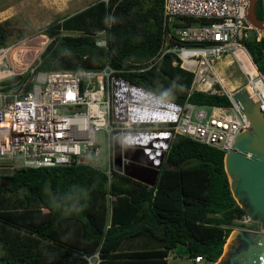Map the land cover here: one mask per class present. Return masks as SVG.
<instances>
[{
	"label": "trees",
	"instance_id": "trees-1",
	"mask_svg": "<svg viewBox=\"0 0 264 264\" xmlns=\"http://www.w3.org/2000/svg\"><path fill=\"white\" fill-rule=\"evenodd\" d=\"M96 0L71 15L38 29L49 38L33 71L124 68L145 61L162 38V0ZM263 8L258 7L262 20ZM104 30L105 46L95 44ZM64 32L66 34H61ZM7 31L0 25V47ZM264 76V36L251 31L243 40ZM171 55L129 82L180 103L191 74L171 65ZM28 74L3 82L5 90L22 86ZM30 84L25 86L29 88ZM191 104L227 105L224 95L192 92ZM223 152L174 134L165 151L168 167L147 186L118 172L106 174L90 164L6 168L0 175V264H167L180 244L187 256L213 263L234 220L244 216L229 191ZM193 261V260H192ZM194 262V261H193Z\"/></svg>",
	"mask_w": 264,
	"mask_h": 264
},
{
	"label": "built area",
	"instance_id": "built-area-1",
	"mask_svg": "<svg viewBox=\"0 0 264 264\" xmlns=\"http://www.w3.org/2000/svg\"><path fill=\"white\" fill-rule=\"evenodd\" d=\"M248 0H162V38L156 53L145 61H128L124 68L21 72L7 60L9 46L0 47V168H39L90 164L98 155L94 131L108 139L107 178L113 171L111 136L121 147L144 151L165 149L164 139L179 134L226 152L234 137L249 125L232 95L244 89L264 109V76L243 44L257 29L246 18ZM105 31L95 44L105 46ZM171 55V65L191 74L192 92L224 95L228 104L197 105L185 98L176 103L135 85L123 74L154 68ZM32 74L16 90L2 81ZM230 79L242 82L228 88ZM234 80V81H235ZM243 216L240 223L247 222ZM96 264L97 254L86 257ZM201 260L200 256L192 259Z\"/></svg>",
	"mask_w": 264,
	"mask_h": 264
},
{
	"label": "water",
	"instance_id": "water-1",
	"mask_svg": "<svg viewBox=\"0 0 264 264\" xmlns=\"http://www.w3.org/2000/svg\"><path fill=\"white\" fill-rule=\"evenodd\" d=\"M254 0H248L246 18L257 30L264 29L253 13ZM264 8V0H262ZM264 16V14H263ZM29 74L23 87L31 80ZM233 99L249 125L233 139L223 154V169L229 191L235 203L257 229L234 228L229 232L222 252L212 264H264V109L259 102H252L244 89H238ZM169 138L163 140L167 144ZM113 169L135 181L153 186L159 172L163 152L154 163V152L129 146L121 147L118 134L110 139Z\"/></svg>",
	"mask_w": 264,
	"mask_h": 264
},
{
	"label": "rangeland",
	"instance_id": "rangeland-1",
	"mask_svg": "<svg viewBox=\"0 0 264 264\" xmlns=\"http://www.w3.org/2000/svg\"><path fill=\"white\" fill-rule=\"evenodd\" d=\"M96 0H0V25L7 31L6 45L7 60L10 61L12 69L21 72L25 67H32L31 63L38 58V53L49 40L45 35L39 34L38 29L58 18L68 16L88 6ZM142 5H147L148 0H142ZM264 20V19H263ZM256 34L255 31H252ZM259 36H264V29L257 30ZM61 34H66L61 32ZM230 79L232 85L237 86L243 80ZM94 138L98 148V155L91 166L98 170L106 171L108 168V139L104 130L94 131ZM113 171H115L113 169ZM116 172V171H115ZM8 171L0 170V175ZM234 220L231 229L247 228L257 229V223L247 221L245 223ZM2 253L0 247V254ZM167 264H212L205 259L193 262L187 256L183 245H176L168 252Z\"/></svg>",
	"mask_w": 264,
	"mask_h": 264
},
{
	"label": "flooded vegetation",
	"instance_id": "flooded-vegetation-1",
	"mask_svg": "<svg viewBox=\"0 0 264 264\" xmlns=\"http://www.w3.org/2000/svg\"><path fill=\"white\" fill-rule=\"evenodd\" d=\"M260 4L262 5V8H263L262 0H254V2H253V13H254V15L256 16V18L259 21H261L259 19V17H258V7H259ZM263 14H264V8H263V13H262V17H263L262 20L264 19ZM167 145H168V143H167ZM167 145L165 146V149L164 150H161L159 152H154V151H152V149H148V150H150V152H154V156L151 157V160L154 163H156V164L158 163L157 158L161 155L160 152H163L164 153L163 154V157H162V160H161L160 167H159V171H160V169L162 167H168L169 166V164L165 161V151L167 149Z\"/></svg>",
	"mask_w": 264,
	"mask_h": 264
},
{
	"label": "bare ground",
	"instance_id": "bare-ground-1",
	"mask_svg": "<svg viewBox=\"0 0 264 264\" xmlns=\"http://www.w3.org/2000/svg\"><path fill=\"white\" fill-rule=\"evenodd\" d=\"M227 83V85H228V88L230 89V88H232L234 85H232V83L231 82H228V81H226Z\"/></svg>",
	"mask_w": 264,
	"mask_h": 264
},
{
	"label": "crops",
	"instance_id": "crops-1",
	"mask_svg": "<svg viewBox=\"0 0 264 264\" xmlns=\"http://www.w3.org/2000/svg\"><path fill=\"white\" fill-rule=\"evenodd\" d=\"M1 255V254H0Z\"/></svg>",
	"mask_w": 264,
	"mask_h": 264
}]
</instances>
